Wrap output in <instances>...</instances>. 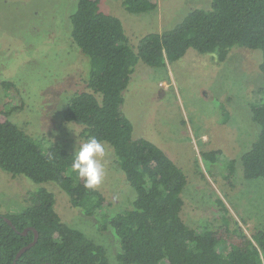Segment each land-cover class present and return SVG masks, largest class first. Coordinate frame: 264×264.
<instances>
[{
    "label": "rangeland",
    "instance_id": "374dc122",
    "mask_svg": "<svg viewBox=\"0 0 264 264\" xmlns=\"http://www.w3.org/2000/svg\"><path fill=\"white\" fill-rule=\"evenodd\" d=\"M78 0H0V111L29 134L42 149L59 143L67 150L84 140L82 129L62 116V105L86 90L89 58L73 43L70 16ZM211 0H158L148 12H128L122 0H100L102 12L117 16L135 50L140 37L181 22L194 8L209 9ZM258 49L233 47L221 62L189 47L165 66L138 60L120 111L132 123V137L158 145L182 169L180 217L191 227L215 228L224 223L217 199L228 207L229 230L239 227L251 236L264 228V178L243 175L241 155L256 139L251 103L264 101V76ZM104 142V141H103ZM105 175L99 190L110 205L87 216L71 207L68 195L54 182L35 183L0 168V213H18L31 204L30 193L45 187L54 195L62 222L81 230L117 260L119 242L110 216L132 206L135 190L105 142ZM218 150L214 161L202 152ZM228 172L229 175H228Z\"/></svg>",
    "mask_w": 264,
    "mask_h": 264
},
{
    "label": "trees",
    "instance_id": "16d2710c",
    "mask_svg": "<svg viewBox=\"0 0 264 264\" xmlns=\"http://www.w3.org/2000/svg\"><path fill=\"white\" fill-rule=\"evenodd\" d=\"M100 0H78L70 16V36L89 58L86 90L76 91L62 105V116L82 126L80 136L108 143L126 181L135 190L132 206L110 216L107 226L119 242L117 260L124 264H264V228L251 236L239 227L229 230L228 207L217 199L223 226L191 227L180 217L182 169L155 143L132 137V123L121 113L122 91L135 64L165 66L187 48L209 53L221 62L233 47L258 49L264 76V0H211L209 9H191L181 22L140 37L134 50L121 20L102 12ZM158 0H122L128 12L155 9ZM256 139L241 155L246 178H264V101L251 103ZM218 150L202 152L214 161ZM72 151L59 143L42 149L29 134L0 111V168L35 183L54 181L71 207L87 216L110 205L96 188L71 169ZM230 172H228L229 175ZM31 204L18 213H0V264H13L17 251L33 240L14 264H108L105 248L81 230L62 222L54 195L45 187L30 193ZM8 218L14 228L5 220ZM27 229L26 234L22 231Z\"/></svg>",
    "mask_w": 264,
    "mask_h": 264
},
{
    "label": "clouds",
    "instance_id": "9594fccd",
    "mask_svg": "<svg viewBox=\"0 0 264 264\" xmlns=\"http://www.w3.org/2000/svg\"><path fill=\"white\" fill-rule=\"evenodd\" d=\"M105 142L89 136L74 148L71 169L84 180L85 187L94 188L104 179L105 169L101 162L105 156Z\"/></svg>",
    "mask_w": 264,
    "mask_h": 264
},
{
    "label": "water",
    "instance_id": "95a60500",
    "mask_svg": "<svg viewBox=\"0 0 264 264\" xmlns=\"http://www.w3.org/2000/svg\"><path fill=\"white\" fill-rule=\"evenodd\" d=\"M5 220L8 222L9 225H11V226L14 228L12 222H11L8 218L5 217ZM26 232H27V229H25L24 231H22V234H26ZM36 240H37V231L34 230V237H33V240H32L31 242H29L28 244L24 245L23 247H21V248L17 251V253H16V255H15V258H14V261H13V264L15 263V261L17 260V258H18V257H19V256L25 251V250H27V249L30 248L32 245H34V243L36 242ZM40 264H50V263H40Z\"/></svg>",
    "mask_w": 264,
    "mask_h": 264
}]
</instances>
